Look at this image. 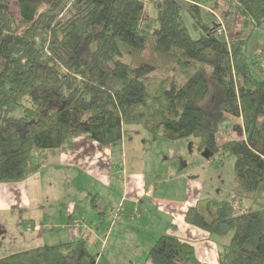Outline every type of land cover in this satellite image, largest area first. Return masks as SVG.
<instances>
[{
    "label": "trees",
    "instance_id": "16d2710c",
    "mask_svg": "<svg viewBox=\"0 0 264 264\" xmlns=\"http://www.w3.org/2000/svg\"><path fill=\"white\" fill-rule=\"evenodd\" d=\"M144 1L0 0V182L39 171L78 136L120 145L129 126L168 141L195 137L214 165L233 157V177L227 198L198 199L185 222L227 237L220 264H264V209L245 206L264 182V79L250 71L246 39L217 35L201 0H162L153 21ZM221 1L264 29V0L211 7ZM222 132L237 136L219 142ZM0 264L106 263L83 236L11 252ZM143 264L204 263L192 244L161 233Z\"/></svg>",
    "mask_w": 264,
    "mask_h": 264
},
{
    "label": "crops",
    "instance_id": "0c3cea01",
    "mask_svg": "<svg viewBox=\"0 0 264 264\" xmlns=\"http://www.w3.org/2000/svg\"><path fill=\"white\" fill-rule=\"evenodd\" d=\"M132 131L125 130L116 153L105 147L106 152L101 151L103 156H99V147L92 140L88 141L90 144L87 143L92 147L91 152L89 154H86V151L82 152L81 148L84 142L78 141L82 137L78 136L75 138L72 150L59 153L55 161L44 165L41 171L39 170L20 181L0 182V250L12 249L14 251L11 252H15L42 244H55L58 242L54 243V238L60 234L62 241L59 242L84 236L87 239L88 249L96 255L99 262L106 264H143L147 250L158 235L169 233L192 244L196 258L202 263L220 264L218 249L227 242V237L214 235L184 220V213L188 207L193 206L198 199L214 197L215 190L206 188L205 181L190 175L189 172L183 173L180 169L176 170L173 161L170 166H167L166 174L182 180V185L179 184L182 193L178 196L176 194L168 195L169 197L157 194L156 184L159 183L163 174L152 172L147 178L146 160L142 155L143 150L140 152L142 149L140 143H143L141 142L142 136L139 135L140 130L134 129ZM223 133L225 136L231 134L229 132ZM146 136L144 135L143 139ZM119 165L121 171L118 169ZM57 167L59 170L61 167L91 168L93 174L100 179V185L109 190L108 198L110 200L108 203L111 204L109 214L101 213L102 216H96L93 213L89 218L86 216V219H82L79 223L75 216L78 204L72 203L67 207V214L70 218L65 217L64 223H57L55 220L50 221L49 219L45 222V209L43 208L40 190L41 175L43 172H54ZM113 171L115 172L114 176ZM116 174H121V179H119V184L114 186L112 180H118L115 179ZM215 185L218 186L216 189H219V180ZM174 187L177 188L178 185H174ZM113 191L120 192L118 193L120 200L115 201L117 194L113 195ZM97 193L100 194L97 190L95 198L102 201L96 195ZM144 197L150 198L160 213L164 212L169 217L168 224L147 221L149 227L147 226V229L142 232L144 229L137 227L141 221L137 213L131 212L129 216L126 215L124 218L123 212L119 215L121 211L118 210L113 215L112 205L120 202L122 205L124 204V208L125 202L129 205H138L143 203L141 200ZM245 206L252 209H264V182L260 185L256 195ZM97 213L99 214V211ZM131 221L136 225L133 226L135 229L141 230L134 229L130 232ZM123 225H125L124 228H122ZM114 228L120 230L118 232L120 236L117 239L114 237L115 234L113 235ZM46 229L47 235L45 234ZM63 233L64 235H62ZM46 241L49 243H43ZM4 255L5 253H0V257ZM103 255L104 259H102ZM107 256L109 259H105Z\"/></svg>",
    "mask_w": 264,
    "mask_h": 264
},
{
    "label": "rangeland",
    "instance_id": "374dc122",
    "mask_svg": "<svg viewBox=\"0 0 264 264\" xmlns=\"http://www.w3.org/2000/svg\"><path fill=\"white\" fill-rule=\"evenodd\" d=\"M161 2L162 0L144 1L146 14L152 21L157 18ZM201 2V16L207 25L212 26L215 31H218L220 30L219 28L223 27L224 30L222 36L227 38L241 37L246 39L245 54L248 61H254L250 64V71L253 76L264 79V29L253 27L251 24L246 26L243 18L237 13L229 12L226 3L222 1L213 8L211 7L212 0H201ZM12 10L15 15L18 14V8L15 1L12 4ZM182 17L191 36L197 37L196 35L198 34V30L194 28L192 20L186 11H182ZM151 46L152 38L146 43V47L143 50L144 59L152 55ZM125 128H127V130L130 132H133L132 130L134 129L140 130L139 135L142 136L141 142H143L140 143V148H142L140 149V152L143 150L142 155L146 160L145 171L147 173V178L152 172L163 174V176L160 177L159 183L156 184L157 194L169 197L168 195L173 196V194H176L178 196V194L182 193L180 190L182 180L180 181V179H177L174 176L170 177L168 174H166L167 166H170L171 162L174 161L176 170L180 169L183 171V173L189 172L190 175H194V177H197L199 180L201 179L205 181L206 188L215 190V198L225 199L229 196L227 191L229 193L233 177V157H227L220 165H214L215 162H213L212 157L209 156V151L204 148H198L197 138L195 137L168 141L158 136H150L146 131L143 130L142 132L141 128H130L129 126H125ZM230 133V137L237 136L234 132ZM144 135L146 136L145 139H143ZM226 137L222 132L221 134L217 135V141L221 142ZM79 140L84 142L81 148L82 152L86 151V154H89L92 150V147L87 145V143L90 144L88 142L90 139L87 140L82 136L78 139V141ZM95 144H97L96 146L99 147V156H103L101 151L106 152L105 147L112 149L116 153L120 146L119 144L103 146L97 142H95ZM140 152L138 150L139 154ZM207 152L209 153L208 156ZM42 168L43 166L40 168V171ZM76 168L61 167L59 170L57 167L54 172L42 173L40 190L43 208L45 209V222H47L49 219L50 221L55 220L57 223H64L66 221L65 217L70 218V216L67 214V207L72 203L78 204V207L75 210V216L77 219H75L79 220V223L82 221V219H86V216L89 218V216L93 213H95L96 216H102L101 213H97L98 211L103 212L104 215L109 214L111 209V204L108 203L110 200L108 198L109 190L100 185V179L97 178L95 174H93V170L91 168ZM118 169H121L120 165ZM114 173L115 172L113 171V176ZM120 175L121 174H116L117 177L115 179H118L117 181H114V179L112 180L114 186L119 184V179H121ZM217 180H219L220 183L219 189H216L218 186L215 185ZM174 185H178V187L175 188ZM97 190L100 192V194L97 193L96 195L102 199V201L97 200V203L101 202L100 209H97V203H93L91 200L92 197L95 196ZM118 193L120 192L113 191L112 193L113 195L117 194V196H115V201L120 200V194ZM141 201L143 203H139L138 205H129L127 202H125V208L124 204L122 205L121 202L119 204L116 203L115 205H112V213L114 215L118 210H120L121 212H119V215H121L120 213L123 212L124 214L122 213V215H124V218H126V215L129 216V213L131 212L137 213L141 219L139 224H137V227L144 229L142 232L147 229V221L150 223L155 221L162 224H168L169 217L166 216L164 212L161 214L150 198L144 197ZM130 224L131 227L129 231L131 232L134 231L135 228L133 226L136 225L132 221ZM115 227H117V225ZM124 227L125 225H123L122 228ZM119 231L120 230L118 228L114 230L113 235L115 234L114 237L116 239L120 236L118 234ZM46 232L45 234L47 235L48 232ZM62 235H64V233ZM54 239V243H59V241H62L61 234ZM43 243L49 242L46 241ZM0 251L6 255L14 250L3 249ZM102 259H104V255ZM105 259H109V256L105 257Z\"/></svg>",
    "mask_w": 264,
    "mask_h": 264
},
{
    "label": "built area",
    "instance_id": "2783aa9c",
    "mask_svg": "<svg viewBox=\"0 0 264 264\" xmlns=\"http://www.w3.org/2000/svg\"><path fill=\"white\" fill-rule=\"evenodd\" d=\"M219 29H220V30H218L217 33H218V35H221V34L223 33L224 28L221 27V28H219Z\"/></svg>",
    "mask_w": 264,
    "mask_h": 264
}]
</instances>
